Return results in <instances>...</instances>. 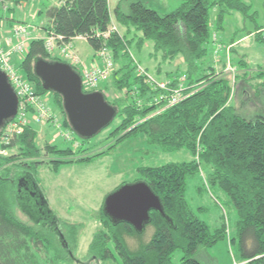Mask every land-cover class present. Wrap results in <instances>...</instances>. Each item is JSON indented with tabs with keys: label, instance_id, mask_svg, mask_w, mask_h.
Here are the masks:
<instances>
[{
	"label": "trees",
	"instance_id": "obj_1",
	"mask_svg": "<svg viewBox=\"0 0 264 264\" xmlns=\"http://www.w3.org/2000/svg\"><path fill=\"white\" fill-rule=\"evenodd\" d=\"M26 1L0 0V24L2 26L5 20L12 23L8 34L16 26L30 27V40L26 51L22 56L13 54L11 63L34 85L38 95L46 92L33 74L34 61L44 59L63 62L57 57H49L45 49L47 34L61 37L62 43L84 38L95 52L104 42L96 38V33L105 32L114 18L125 30L120 35L117 29V33L112 34L105 42L111 51L113 65L116 62L120 64L118 69L112 71L110 80L119 89L132 86L139 88L141 93L138 97L143 98L144 104L138 108L130 105L120 109V104L106 101L116 109L115 118L120 120L112 132L113 137L123 133L117 140L121 142L140 134L147 148L162 155L185 151L192 157L189 162H170L160 166L136 168L137 177L133 183L143 181L150 187L158 197L169 222L158 213L151 212L150 222L143 232L137 233L127 224L113 225L103 214L101 205V225L88 245L90 259L97 262L116 260L118 264H174L173 257L180 253L179 264H204L194 257L195 254L213 246L223 237L226 229L211 234L207 225L195 216L186 201V180L198 173L203 165L209 170V185L217 187L224 194L237 215L241 261L247 262L246 264H264V118L254 116L246 119L237 114L235 108L229 104V81L225 77H217L207 59L213 47L215 51L216 44H224L218 36L224 32L225 17L231 13H239L245 19L255 20L250 15L248 17L250 6L244 0H182L180 6L172 12L160 14L147 6V0H121L111 13L108 0H68L59 6L44 7L32 13L33 19L39 18L42 21L39 28L33 24L15 22L13 19L12 11ZM212 9L216 10L213 25L209 15ZM3 10L8 13L6 18ZM35 28L42 30L43 37H31L32 32L36 31ZM1 30L0 27V32ZM253 30L256 33L255 42L264 44L261 33L264 23L261 26L254 24ZM8 34L1 33V36L7 39ZM134 42L139 49L145 42L152 43L151 57L160 59L156 74L163 73L161 66L182 58L189 85H199L200 82L203 84L196 88L193 86L189 90L190 94L175 106L162 109L164 103H161L160 107H149L147 103L151 100H148V96L158 98L159 92L154 93L144 79L135 76L134 69L137 65L133 64L132 58L126 53ZM234 42L231 40L229 45ZM93 60L97 61L94 55ZM14 61H19L17 66ZM232 64L239 71L246 68L243 60ZM227 66L228 64L221 63L222 74L223 71L226 72ZM241 72H245V69ZM167 75L169 73L165 76ZM258 78H262L261 86H264V71ZM48 93L58 98L65 127L71 131L61 97L52 92ZM35 144V131L26 128L19 137L11 141L7 150H17L18 154L31 161L12 171L15 158L6 159V163L5 158H0V170L10 165L0 175V264H36L37 253L46 250L54 253L56 261L70 258L69 251L54 233L40 224L21 225L14 214L16 202L13 195V177L18 171L35 176L40 164L35 160L41 152ZM58 152L64 157L73 155L71 148ZM107 154L99 153L97 157ZM56 169L58 168L54 170ZM124 184L121 183L117 188ZM62 226L67 230V233L64 232L67 247L77 245V248L84 226ZM149 230L150 235L147 237ZM228 238L231 243L230 235ZM39 263L44 264L42 260Z\"/></svg>",
	"mask_w": 264,
	"mask_h": 264
},
{
	"label": "rangeland",
	"instance_id": "obj_2",
	"mask_svg": "<svg viewBox=\"0 0 264 264\" xmlns=\"http://www.w3.org/2000/svg\"><path fill=\"white\" fill-rule=\"evenodd\" d=\"M119 1L121 0H109L110 8L113 9ZM35 2V0H29V13L34 12L35 9L32 4L36 5L38 3ZM244 2L250 6L248 17L250 15L255 20L245 19L239 13H231L228 17H225L224 32H221L219 35L224 44L221 43V51L217 56L214 54L213 47L212 53H208L207 59L209 63L211 62L210 64L214 68L217 77H225L229 81L231 87L229 104L235 108L237 114L246 119L254 116L264 118V86H261L262 81L260 79L262 78H258L260 73L264 71V44L255 42L256 33L253 30L254 24L261 26L264 23V0H244ZM181 3L182 0H147V6L160 14L172 12ZM252 13H256V17ZM209 15L210 23L213 25L216 10L212 9ZM29 19H31V16H29ZM26 20L24 18L21 22L27 24L33 22L32 19ZM117 27L120 35H123V27L118 25ZM10 35L11 33L8 34V37ZM231 40L235 42L229 45ZM2 46L4 49L10 50V47L8 48L3 41ZM70 46L78 57V66H88L92 62L100 63V57L96 55L97 51L94 50L95 52H93L87 43L75 42L78 52L73 48V45ZM128 49L129 52L126 53L133 59V64H139L142 67L141 69L147 70L148 73L143 69L146 73H144V76L136 66L134 69L135 76L144 79L147 85L151 83L149 81L150 77L158 82L159 85L169 83L173 88H182L184 90L186 88L185 93L190 94L189 90L191 91L194 85H189L188 78L182 67L174 70L175 67L168 68V64H166L164 67L161 66V68L163 67V73L167 69L175 72L169 73L167 76L162 72L156 74V68L160 64V59L158 57L157 59L151 57L153 54L151 42H145L140 49L137 48L136 42H134ZM105 54L111 57L110 50L105 52ZM93 55L97 58V61L93 60ZM49 57L51 58V56ZM52 57H57L62 61L63 59L70 61L68 56L65 58L60 54L59 49L54 51ZM180 60L183 61L182 58H178L172 65H175ZM240 60L246 63V68H242L245 69V72H241L242 69L240 71L235 69V66L232 64ZM70 62L74 64L73 61ZM13 63L17 66L19 61H14ZM221 63L228 64L233 71H227V73L223 71L222 74ZM119 66L120 64L116 62V65H113V71L118 69ZM110 82L111 80L108 78L101 82L97 88V90L104 94L107 102L120 104V109L130 105L138 108V103H141L140 106L143 104V98L138 97L141 93L139 88L132 86L131 88L129 87L130 89H119ZM202 84L203 82H200L199 85L197 84L194 87L196 88ZM30 85L35 94L40 97L39 99L44 107L48 108L49 112L54 116L51 124L35 123L31 120V115L27 116L26 119L24 129L31 128L35 131V145L41 151L38 159L35 160L40 164L37 166L34 181L46 200L51 215L57 218V224L60 226L61 232L63 231V236L64 232L67 233V230H64L62 226L63 224L84 226V230L79 237L78 247L76 248L77 245H69L66 249L74 261L71 258H66L64 261H56L54 253L46 250L45 252L37 253L38 262L36 264H40V260L44 264H118L116 260L107 262L94 261L90 259L87 252L94 232L101 225L99 213L104 198L112 193L121 183L132 184L137 177L136 168L140 166L151 167L170 162H189L192 160V157L185 151L162 155L158 151L147 148L144 138L140 134L136 137L130 136L121 142H117L119 136L123 134L120 132L116 137H113L114 133L112 134L120 123L118 117L112 121L108 128L89 141H83L72 131L70 132L72 134L71 139L60 138L59 134L64 135L69 133V131L65 127V118L60 109L58 98L48 92L38 95L34 85L32 83ZM149 97L152 96L149 95ZM68 148H71L73 152L72 156L64 157L58 152L65 151ZM104 152L108 154L97 157L99 153ZM10 157L15 158L12 171L21 168L23 163L28 164L31 161L13 149L7 150L6 154L0 156V158H5L4 163ZM84 161L90 162L86 163ZM8 167L10 165L4 166L0 170V175ZM55 168L58 169L54 170ZM208 173L209 170L202 165L198 173L187 178L185 198L195 216L207 225L211 234H216L223 228L226 231L223 237L213 246L206 250L198 251L194 257L204 264H246L247 262L241 261L242 258L239 251L236 228L237 215L224 194L217 187L209 185ZM14 214L21 225H32L17 206H15ZM147 233L148 237L150 230ZM228 235H230L231 243H229ZM180 257L181 254L176 253L173 257V263L179 264ZM44 259L46 262H44ZM16 264L26 263L18 262Z\"/></svg>",
	"mask_w": 264,
	"mask_h": 264
},
{
	"label": "water",
	"instance_id": "obj_3",
	"mask_svg": "<svg viewBox=\"0 0 264 264\" xmlns=\"http://www.w3.org/2000/svg\"><path fill=\"white\" fill-rule=\"evenodd\" d=\"M33 74L45 92H52L61 97L70 129L79 138L92 139L108 128L115 119L116 109L106 102L101 92H82L81 78L68 64L36 59L33 63ZM17 110V96L6 75L0 71V130L15 118ZM12 186L17 208L31 223L40 224L54 233L67 249L57 218L48 210L47 202L39 191L34 176L18 171L13 177ZM102 212L113 225L124 223L137 233L144 231L150 222L151 212L158 213L169 222L158 197L143 181L124 184L108 194L104 198ZM69 257L74 261L70 253Z\"/></svg>",
	"mask_w": 264,
	"mask_h": 264
},
{
	"label": "built area",
	"instance_id": "obj_4",
	"mask_svg": "<svg viewBox=\"0 0 264 264\" xmlns=\"http://www.w3.org/2000/svg\"><path fill=\"white\" fill-rule=\"evenodd\" d=\"M66 1L68 0H64L63 4ZM29 29L30 27L28 26H16L11 30V35L7 39H3L0 32V71L6 75L8 83L10 84L18 99V110L15 118L0 130V156L6 154L7 147L10 145L11 141L15 140L24 132L27 116L31 115V120L38 124H51L54 118L53 114L49 112L48 108H45L41 103L39 99L40 97L35 94V91H33L30 83L24 78L23 74L11 63V56L13 54L22 56L26 51V46L30 40ZM115 33H117V28L113 24H111L105 32L96 33V38L104 40V42L101 44V47L96 52V55L100 57L101 64L98 62H92L88 66H78V57L74 54V51L70 46L71 44L62 43V38L54 34L47 36L45 40V49L50 56L54 54L56 49H59L60 54H62L65 58L68 56L70 61H73L74 64H72V62L67 59H63V61H65L64 63L68 64L79 74L81 78L82 92L92 93L99 91L97 90L98 85L110 78L112 74V57L106 56L105 54V52L109 50L105 42L111 37L112 34ZM261 33L264 37V31ZM79 39L84 40V38ZM2 40H4L3 43L8 46V48L10 47V50L3 48ZM213 40H216L215 36H213ZM58 42L61 44H58ZM220 51L221 46L216 44L214 54L217 55ZM68 61L69 63H67ZM137 68L142 74L145 73V71L141 69L139 65H137ZM227 71H233V69L228 65L226 68V72ZM149 81H151V83L148 84V86L154 92H159L158 98L148 96V98L151 100V102L147 103L149 107H160V104L164 103L162 109L169 108L177 105L188 96V94L185 93L186 88L185 90L182 88H173L169 83L159 85L158 82L150 77ZM140 104L141 103H138L139 107L143 106L144 103L141 106ZM68 131L69 133L64 135L59 134L58 136L63 139H71V131Z\"/></svg>",
	"mask_w": 264,
	"mask_h": 264
},
{
	"label": "crops",
	"instance_id": "obj_5",
	"mask_svg": "<svg viewBox=\"0 0 264 264\" xmlns=\"http://www.w3.org/2000/svg\"><path fill=\"white\" fill-rule=\"evenodd\" d=\"M36 2L35 3H37L36 5L35 4H32L33 5V8L35 9L34 10V12L37 10H40V9H42V8H44V7H50V6H59V5H61V3L64 1V0H35ZM28 2H29V0H27L26 1V3H22L21 4V6H19V7H15V9L12 11V15H13V19H15V22H18V21H20L21 22V20L22 19H27V20H31L32 19V23H29V24H33V26H36V27H39L40 28V26L42 25V21H40L39 20V18H32L31 17V19H29V16H31L32 15V13H29L28 12V8H29V6H28ZM108 5H109V0H108ZM115 8V7H114ZM114 8L112 9V8H110V5H109V10H110V12L112 13L113 12V10H114ZM4 11H6V10H3L2 11V13H3V16L6 18L8 15V13H6V12H4ZM33 12V13H34ZM5 20V19H4ZM26 20V21H27ZM112 20V24L113 25H115L116 26V28L118 29V27H117V23L115 22V20H114V18H112L111 19ZM3 25L1 26V28H2V30H1V33H3L4 35L7 33H9V29L11 28V24L12 23H10V22H8L7 20H5L4 21V23H2ZM119 26V25H118ZM34 30H36V31H34V33L32 32V34H31V37H33V39H38L39 37H43V32H42V30H38V29H34ZM123 30H125L124 28H123ZM118 32H119V34H120V31L118 30ZM122 35V34H121ZM219 38H220V36H219ZM222 40V39H221ZM83 42V43H86V41L85 40H83V39H79V38H76V39H72L70 42H69V44H71V45H73L74 47L73 48H75L76 49V51H77V47L75 46V42ZM78 52V51H77ZM91 57V56H90ZM177 60H175L174 62H176ZM174 62H172V63H174ZM172 63L171 64H168V68H174L175 67V69L174 70H176V69H179L178 67H182V70H184L185 69V66H184V63H183V61L182 60H180L179 62H177L175 65H172ZM141 67V66H140ZM163 67H164V65H163ZM163 67H162V71H163ZM142 68V67H141ZM144 69V68H143ZM145 70V69H144ZM166 72L165 73H163L164 75H166V74H168V73H174V72H172V71H169L168 69L167 70H165ZM151 76V75H150Z\"/></svg>",
	"mask_w": 264,
	"mask_h": 264
}]
</instances>
